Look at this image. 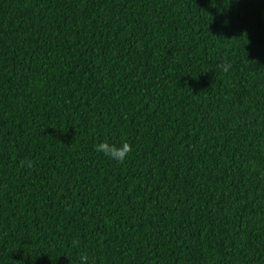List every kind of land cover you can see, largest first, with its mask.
<instances>
[{"label": "trees", "instance_id": "trees-1", "mask_svg": "<svg viewBox=\"0 0 264 264\" xmlns=\"http://www.w3.org/2000/svg\"><path fill=\"white\" fill-rule=\"evenodd\" d=\"M84 256L264 264V0H0V264Z\"/></svg>", "mask_w": 264, "mask_h": 264}, {"label": "clouds", "instance_id": "clouds-1", "mask_svg": "<svg viewBox=\"0 0 264 264\" xmlns=\"http://www.w3.org/2000/svg\"><path fill=\"white\" fill-rule=\"evenodd\" d=\"M226 70V69H225ZM95 149L99 153H103L104 156L115 162H122L132 151V146L128 142H109L107 140L98 143ZM81 264H87V257H81Z\"/></svg>", "mask_w": 264, "mask_h": 264}]
</instances>
